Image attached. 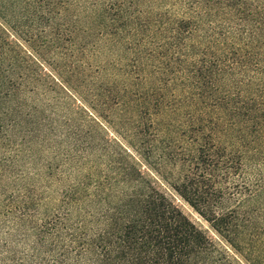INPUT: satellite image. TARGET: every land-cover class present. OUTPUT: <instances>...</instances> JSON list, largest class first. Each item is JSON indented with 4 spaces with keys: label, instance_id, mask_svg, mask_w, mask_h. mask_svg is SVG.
<instances>
[{
    "label": "trees",
    "instance_id": "obj_1",
    "mask_svg": "<svg viewBox=\"0 0 264 264\" xmlns=\"http://www.w3.org/2000/svg\"><path fill=\"white\" fill-rule=\"evenodd\" d=\"M6 13L43 36L218 237L261 261L264 0H0ZM5 35L0 150L21 125L12 99L32 82ZM62 138L76 178L48 197L9 192L17 160L0 152V264H237L135 165L102 180L86 161L93 137Z\"/></svg>",
    "mask_w": 264,
    "mask_h": 264
},
{
    "label": "rangeland",
    "instance_id": "obj_2",
    "mask_svg": "<svg viewBox=\"0 0 264 264\" xmlns=\"http://www.w3.org/2000/svg\"><path fill=\"white\" fill-rule=\"evenodd\" d=\"M6 14L4 20L0 18V32L4 30L14 49L32 63L29 69L32 82L11 102L12 105L23 104L21 111L13 115L21 125L7 133L12 135L11 145L5 142L0 150L1 154L6 151L7 155L17 160L9 179L3 183L9 192L19 191L26 185L33 194L39 192L48 197L62 189L65 183L73 182L76 174L70 171V166L63 164L72 143L65 138L61 140V136L66 130L78 128L84 138L93 137L91 144L94 149L87 153L86 161L94 167L97 177L102 180L111 177L117 164L135 165L237 264H264V254L260 262H252L254 256L243 243L235 241L232 246L218 237L208 223L172 189L168 173L158 166L161 172L154 168L156 160L147 159L146 145H140L132 137L128 126L103 107L89 87L75 81L67 68L69 64L46 45L43 36L29 24H15L10 14ZM7 69L6 66L3 70L7 72ZM48 168H51L50 172ZM261 169L264 173V166ZM247 171L251 177L255 174L253 165H249ZM49 181L51 183L47 184Z\"/></svg>",
    "mask_w": 264,
    "mask_h": 264
}]
</instances>
